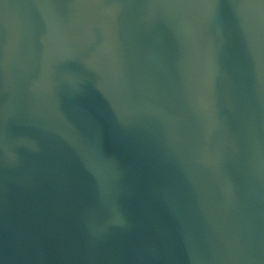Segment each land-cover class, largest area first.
<instances>
[{"label": "water", "instance_id": "water-1", "mask_svg": "<svg viewBox=\"0 0 264 264\" xmlns=\"http://www.w3.org/2000/svg\"><path fill=\"white\" fill-rule=\"evenodd\" d=\"M0 264H264V0H0Z\"/></svg>", "mask_w": 264, "mask_h": 264}]
</instances>
